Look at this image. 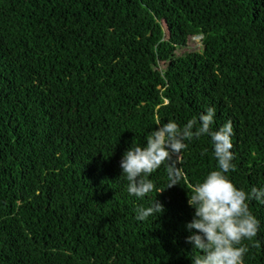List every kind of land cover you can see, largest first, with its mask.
I'll return each mask as SVG.
<instances>
[{
  "label": "trees",
  "instance_id": "obj_1",
  "mask_svg": "<svg viewBox=\"0 0 264 264\" xmlns=\"http://www.w3.org/2000/svg\"><path fill=\"white\" fill-rule=\"evenodd\" d=\"M209 107L213 130L233 122L226 175L264 188V0H0V264H193L188 199L217 170L211 137L185 141L180 184L166 162L142 199L120 162L157 121ZM249 208L244 264H264V203Z\"/></svg>",
  "mask_w": 264,
  "mask_h": 264
},
{
  "label": "clouds",
  "instance_id": "obj_2",
  "mask_svg": "<svg viewBox=\"0 0 264 264\" xmlns=\"http://www.w3.org/2000/svg\"><path fill=\"white\" fill-rule=\"evenodd\" d=\"M195 38L202 42L203 36ZM215 116V108L209 107L206 113H201L198 119H190L183 127L171 120L163 124L157 121L158 128L147 135L146 145L131 146L124 153L120 167L122 177L128 182V193L142 199L156 190L149 177L166 162L169 175L174 177L168 188L178 184L182 169L177 163L179 154L187 147L185 141L210 136L217 170L193 186L188 199V204L195 209L193 220L187 224L189 231L196 230L187 237V242L193 244L197 252L192 261L193 264H244L248 248L242 241L255 237L259 228L249 202L264 203V188L252 187L245 191L236 187L226 175L236 170L232 163L233 122L229 120L213 130ZM163 212L164 206L156 200L152 206L138 207L136 219L144 221Z\"/></svg>",
  "mask_w": 264,
  "mask_h": 264
},
{
  "label": "rangeland",
  "instance_id": "obj_3",
  "mask_svg": "<svg viewBox=\"0 0 264 264\" xmlns=\"http://www.w3.org/2000/svg\"><path fill=\"white\" fill-rule=\"evenodd\" d=\"M196 40H193V44L191 46V48L193 49H200L201 45H202V42L199 38H195Z\"/></svg>",
  "mask_w": 264,
  "mask_h": 264
}]
</instances>
